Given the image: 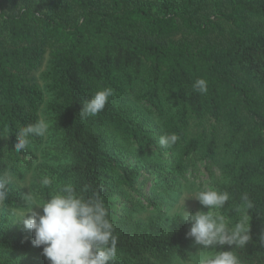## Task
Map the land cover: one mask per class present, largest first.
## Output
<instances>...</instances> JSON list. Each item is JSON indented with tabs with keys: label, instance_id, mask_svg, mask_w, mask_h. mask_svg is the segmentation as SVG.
<instances>
[{
	"label": "trees",
	"instance_id": "1",
	"mask_svg": "<svg viewBox=\"0 0 264 264\" xmlns=\"http://www.w3.org/2000/svg\"><path fill=\"white\" fill-rule=\"evenodd\" d=\"M45 60L42 87L31 72ZM198 78L206 94L193 90ZM105 87L114 95L104 110L81 116ZM40 111L56 139L38 172L53 184L39 181L37 196L64 183L85 197L99 191L118 236L115 264L187 258L182 218L135 213L157 208V191L175 190L199 160L230 195L220 213L246 219L252 239L233 249L241 264H264V0H0V174L24 177L39 138L16 153V130ZM169 134L176 144L162 147ZM7 187L2 207L22 208L24 188ZM2 212L0 264H50Z\"/></svg>",
	"mask_w": 264,
	"mask_h": 264
},
{
	"label": "clouds",
	"instance_id": "2",
	"mask_svg": "<svg viewBox=\"0 0 264 264\" xmlns=\"http://www.w3.org/2000/svg\"><path fill=\"white\" fill-rule=\"evenodd\" d=\"M192 88L206 94L207 81L198 78ZM113 95L111 87L97 90L82 103L81 116L98 115ZM48 133L49 124L43 118L19 127L14 151H25L30 146L31 138H43ZM177 140L176 134L162 135L159 144L171 148ZM11 179L8 173L0 174V203L8 198L7 186ZM40 184L43 188H51L53 178L44 176ZM188 198L195 199L202 208L207 209L190 213L183 207L182 211L183 222L190 226L186 238L199 246V250L191 254L188 260L174 255L171 264H241L240 257L233 249L244 248L252 237L244 220L231 223L220 214L230 200L229 193L206 187ZM23 200V207L12 213L14 221L21 224L25 231L31 232V245L42 247V255L50 264H115L119 254L118 236L99 191L85 197L78 194L72 183H64L47 199H39L29 191ZM243 200L247 201L248 197L245 195ZM259 242L264 246V235L260 236ZM225 246L231 250H223Z\"/></svg>",
	"mask_w": 264,
	"mask_h": 264
},
{
	"label": "rangeland",
	"instance_id": "3",
	"mask_svg": "<svg viewBox=\"0 0 264 264\" xmlns=\"http://www.w3.org/2000/svg\"><path fill=\"white\" fill-rule=\"evenodd\" d=\"M46 60L44 64L38 68H36L34 71L31 72V75L34 77V79L43 87L44 83L40 79V73L44 68L46 67ZM45 119L49 124V133L43 137L39 138L36 145H38V148H35L32 152L28 154L29 160H30V166L27 171L24 173V177L21 179L18 177V175H13L8 173L12 179L11 181L15 182L17 185L24 188L25 193L28 194L29 191H31L37 198L36 190L38 187V182L40 179L38 178V172L42 168V165L51 162L49 160L48 156L45 155V150L52 149L55 146V133L53 130L50 129V121L47 120V114L44 113V111H40V119ZM203 160H199L192 169V171H195L196 174H190L189 172L186 173L187 179L182 180L179 178V182L177 183V188L175 190L167 189V190H160L157 191L159 202L157 208L147 207L144 209H141L140 211H137L135 213V216L141 219H147L150 215L152 216L156 212H160V214L164 217H168L169 221H172L174 217L179 216L182 218V211L183 207L187 212L195 213L199 210L207 211L206 208H202V206L199 204L198 201L192 198H188L191 195L194 194L195 191L206 188V187H212V176H209L207 173H202L204 171V168L201 164ZM24 171V169H23ZM192 173V172H191ZM218 174L217 171H215V175ZM215 177V176H214ZM151 181H148L146 183V186L144 188L143 193L149 194L150 187H151ZM158 183V182H157ZM42 199V198H39ZM185 200V201H184ZM3 205L0 204V210L1 212L6 215L8 222L10 225L14 227L21 226V224H18L14 221L13 212H15L18 209L21 208H13V207H2ZM38 211H41L37 209ZM221 214V213H220ZM228 221L231 222L230 219L225 217ZM243 220L246 222V219L243 217ZM233 223V222H231ZM247 223V222H246ZM185 249L187 251V258L184 260H188L191 256V254H195L199 250V246L194 245V242H188L185 245ZM174 255H177L175 253L170 254L164 259H160L159 257H148L143 262L144 264H171L172 257Z\"/></svg>",
	"mask_w": 264,
	"mask_h": 264
}]
</instances>
